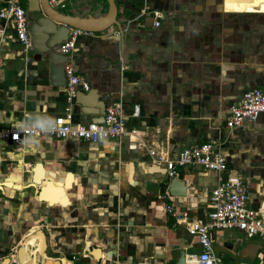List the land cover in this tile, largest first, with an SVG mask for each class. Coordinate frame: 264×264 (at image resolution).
<instances>
[{
  "label": "crops",
  "instance_id": "1",
  "mask_svg": "<svg viewBox=\"0 0 264 264\" xmlns=\"http://www.w3.org/2000/svg\"><path fill=\"white\" fill-rule=\"evenodd\" d=\"M7 1L0 0V10ZM95 1L91 6L78 0L59 11L104 15L107 2ZM67 2L59 8L67 9ZM116 3L124 35L115 26L80 35L69 58L107 105L120 102L128 114L138 106L127 125L141 132L145 146L127 137L0 141V264L13 263L18 247L29 243L36 252L43 249L41 259L48 264L144 258L174 264L181 252L186 264H194L197 239L165 205L190 219H206L219 176L239 177L249 191L248 205L264 214V117L225 127L229 106L243 90H264V35L238 17L255 15L264 23V0ZM0 53V128L49 122L63 113L64 87L50 81L48 63L24 50L3 19ZM70 107L73 124L101 119L82 112L74 100ZM203 141L215 142L226 158L222 175L183 166L168 176L166 165L153 164L147 153L154 148L174 157L183 146ZM172 178L183 182L184 195L169 194ZM231 230L211 231L219 260L264 264V243Z\"/></svg>",
  "mask_w": 264,
  "mask_h": 264
},
{
  "label": "built area",
  "instance_id": "2",
  "mask_svg": "<svg viewBox=\"0 0 264 264\" xmlns=\"http://www.w3.org/2000/svg\"><path fill=\"white\" fill-rule=\"evenodd\" d=\"M66 0H49L54 7H64ZM158 14V13H156ZM159 16V14H158ZM0 19L11 23L14 35L23 49H32L28 20L25 8L17 0H9L0 10ZM155 26L159 22L155 21ZM79 28L70 27L66 40L62 41L58 51L68 56L64 62L65 75L64 91L67 106L63 113L54 117L49 122L23 123L16 127L0 128V141H11L19 144L26 137H55L58 139L73 138L97 142L101 140L118 139L127 137L140 146H145L143 135L135 127L127 125L131 116H137L138 106L128 114L120 102H112L106 105L101 119L91 120L87 123L71 122V103L75 93L81 88L88 91V83L75 72L74 65L69 58L73 51L77 38L80 35L90 34ZM3 64V56L0 53V66ZM260 116L264 117V90L258 87L243 90L237 101L229 106L225 127L233 129L243 127L246 123L256 121ZM147 153L153 164H165L168 176H173L178 167L198 166L203 170H214L220 175L227 168V160L218 149L215 142L203 141L197 144L183 146L174 157H166L154 148H147ZM169 198L170 195H164ZM209 212L206 219H190L186 213H179L170 204L165 205L166 212L181 224L185 231L197 239L200 251L194 264H257L245 261L222 262L218 260L213 249L212 230L238 229L246 237H257L264 243V214L251 208L248 203L250 195L247 187L239 177L227 176L218 178L217 184L211 189L209 197ZM16 262V259L13 260ZM108 264H119L112 262ZM127 264H151L146 258L131 261Z\"/></svg>",
  "mask_w": 264,
  "mask_h": 264
},
{
  "label": "water",
  "instance_id": "3",
  "mask_svg": "<svg viewBox=\"0 0 264 264\" xmlns=\"http://www.w3.org/2000/svg\"><path fill=\"white\" fill-rule=\"evenodd\" d=\"M108 4L107 12L102 16L94 17L63 14L57 8L49 4V0H24L28 30L31 40V48L42 56L48 63L50 81L58 86H64V62L68 56L61 54L58 48L62 41L66 40L70 27L84 31L100 32L111 26H115L121 36L124 35L122 23L117 19L118 7L116 0H105ZM85 3L93 6L95 0H85ZM74 101L81 105V111L96 116H102L107 101L100 97L96 89L88 91L77 90ZM170 195H184L183 182L172 178L168 184ZM34 243L21 245L16 250V262L11 264H48L49 259H41L43 249L37 252ZM31 252H35L31 254ZM174 264H186L185 253L181 252Z\"/></svg>",
  "mask_w": 264,
  "mask_h": 264
},
{
  "label": "rangeland",
  "instance_id": "4",
  "mask_svg": "<svg viewBox=\"0 0 264 264\" xmlns=\"http://www.w3.org/2000/svg\"><path fill=\"white\" fill-rule=\"evenodd\" d=\"M75 1H78V0H68L67 2V9H61L59 7H57L58 10L60 11H68L70 9V6H72V4L75 2ZM24 8H25V4H21ZM239 19L243 21V23L249 25L252 27V31L251 32H254V33H257V34H263L264 35V23H262V21L259 19V17L253 15V16H245L244 15H238ZM242 30V26L240 25V28L239 30ZM224 232L225 231H232L231 229H227V230H223ZM213 249H214V252H215V255L217 256L218 260H219V250H218V245L217 244H213ZM221 261V260H220ZM222 262H229L228 260H225V261H222Z\"/></svg>",
  "mask_w": 264,
  "mask_h": 264
},
{
  "label": "flooded vegetation",
  "instance_id": "5",
  "mask_svg": "<svg viewBox=\"0 0 264 264\" xmlns=\"http://www.w3.org/2000/svg\"><path fill=\"white\" fill-rule=\"evenodd\" d=\"M18 2H20L21 4H24V0H17Z\"/></svg>",
  "mask_w": 264,
  "mask_h": 264
}]
</instances>
